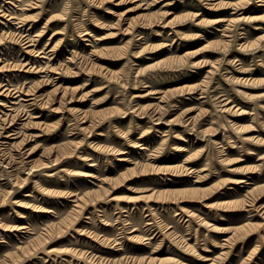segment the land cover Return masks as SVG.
Listing matches in <instances>:
<instances>
[{
	"label": "rangeland",
	"instance_id": "rangeland-1",
	"mask_svg": "<svg viewBox=\"0 0 264 264\" xmlns=\"http://www.w3.org/2000/svg\"><path fill=\"white\" fill-rule=\"evenodd\" d=\"M0 88V264H264V0H0Z\"/></svg>",
	"mask_w": 264,
	"mask_h": 264
},
{
	"label": "bare ground",
	"instance_id": "bare-ground-1",
	"mask_svg": "<svg viewBox=\"0 0 264 264\" xmlns=\"http://www.w3.org/2000/svg\"><path fill=\"white\" fill-rule=\"evenodd\" d=\"M25 42V46H30L31 44H30V41L29 40H25L24 41ZM6 89V88H5ZM4 88H0V92H2V90H5ZM56 162H54V164H55ZM157 167V166H156ZM162 167V166H161ZM158 168V167H157ZM33 168H31L29 171H31ZM35 169V168H34ZM158 170V169H157ZM159 170H161V168L159 169ZM32 172H30V174H31ZM88 175H90L91 176V174H88ZM244 182V179H242V180H240V183H243ZM249 193H250V191H249ZM261 193H262V191H261ZM259 194V193H258ZM75 196V195H74ZM150 197V196H149ZM263 197V195H258L257 197H255L254 196V198L255 199H253V200H260L261 198ZM78 198V197H77ZM260 207H263V203L262 204H260ZM78 211V210H77ZM20 228H22V227H20ZM24 228V227H23ZM163 260V259H162ZM165 261V260H164ZM163 261V262H164ZM160 264V263H159Z\"/></svg>",
	"mask_w": 264,
	"mask_h": 264
}]
</instances>
